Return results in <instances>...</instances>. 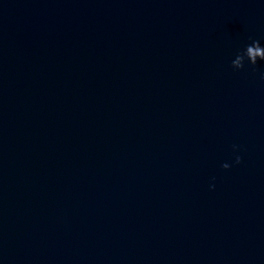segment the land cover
I'll return each instance as SVG.
<instances>
[{
	"label": "water",
	"instance_id": "95a60500",
	"mask_svg": "<svg viewBox=\"0 0 264 264\" xmlns=\"http://www.w3.org/2000/svg\"><path fill=\"white\" fill-rule=\"evenodd\" d=\"M253 40L264 0H0V264H264Z\"/></svg>",
	"mask_w": 264,
	"mask_h": 264
},
{
	"label": "clouds",
	"instance_id": "9594fccd",
	"mask_svg": "<svg viewBox=\"0 0 264 264\" xmlns=\"http://www.w3.org/2000/svg\"><path fill=\"white\" fill-rule=\"evenodd\" d=\"M264 61V47L261 46L258 40H253L251 44L246 45L242 51L237 52L235 58L231 61V66L235 70H242L245 67V62L251 66H255L257 61ZM261 79L264 80V73L261 74ZM234 152L237 150V146L233 145ZM242 162L240 155H235L234 163L239 165ZM221 167L225 170L231 167L230 164L224 163ZM214 189L215 185H210Z\"/></svg>",
	"mask_w": 264,
	"mask_h": 264
}]
</instances>
